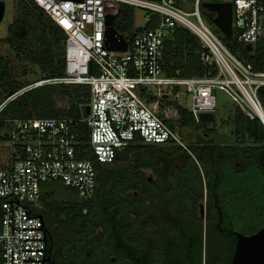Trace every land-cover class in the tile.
<instances>
[{
  "label": "built area",
  "instance_id": "1",
  "mask_svg": "<svg viewBox=\"0 0 264 264\" xmlns=\"http://www.w3.org/2000/svg\"><path fill=\"white\" fill-rule=\"evenodd\" d=\"M31 1L66 36L65 75L33 83L1 105L0 112L10 100L38 87L83 85L90 90V114L80 120L8 121L9 162L0 167L2 264H12V256L13 264H42L23 260H43L44 251L23 250H44V241L27 239H46L45 228L21 229L41 228L38 210L45 183L59 182L83 199L94 197L97 170L93 161L82 158L85 144L101 165L113 164L135 140L146 145H175L188 151L178 129L179 109L189 110L200 122L201 114L216 112V90L228 94L250 119H262L264 115L258 97L259 89L264 88V72L232 54L206 25L201 0L182 4L177 0ZM231 3L233 35L253 50L264 42V0ZM121 6L145 11L146 26L133 27L130 37L123 35L127 41L125 52L110 51L105 46L106 17L116 16ZM189 17H194L198 25ZM151 24L153 28H149ZM176 27L186 28L197 37L203 49L202 62L210 68L205 76L165 74L164 39ZM85 136L87 140L83 142ZM30 211L31 217L38 218L28 219ZM44 258L47 259V244Z\"/></svg>",
  "mask_w": 264,
  "mask_h": 264
},
{
  "label": "trees",
  "instance_id": "2",
  "mask_svg": "<svg viewBox=\"0 0 264 264\" xmlns=\"http://www.w3.org/2000/svg\"><path fill=\"white\" fill-rule=\"evenodd\" d=\"M13 1L23 13L24 19L9 26L8 41L28 43L27 57L45 72V77L37 81L63 77L66 39L64 32L31 0ZM177 1L180 4L195 2ZM201 2L225 3L234 0ZM203 14L232 54L245 63L252 64L257 71L264 72V42L249 51L238 41L235 33L232 38H226L213 25L210 17H215V14L208 15L204 10ZM134 21L135 10L121 6L115 16L114 27L120 35L127 34L130 37ZM153 27V24L149 25V28ZM16 28H25L28 36L18 38L15 35ZM202 52L197 37L188 29L176 27L169 30L164 39L163 50L165 74L182 78L205 76L210 68L202 62ZM212 75H216V71L212 70ZM25 88L27 87L20 85L13 76L9 59L0 55V106ZM60 97L67 99V108L57 107ZM258 97L264 110V88L259 89ZM89 105L90 90L83 85H46L29 90L10 100L0 112V130L6 129L5 134H0V142L9 140L7 121L59 118L80 120L86 117ZM179 113L178 129L183 140L185 141L182 129L189 127L196 133L195 141L187 146L188 151L175 145H146L140 140H135L118 154L113 164L101 165L85 144L86 151L82 158L93 161L97 170L95 195L92 199H83L76 191L66 187L72 193V199L60 203L48 189L50 183L59 182H47L42 186L38 216L42 218L49 238L48 264L73 263L75 256L85 257L86 249L94 253L106 252V263L113 264L110 257L117 256L119 243H135L133 247L136 254L143 258L145 264H152L153 249H145L136 243H147L155 238L167 241L162 258L169 264L177 260L184 264L185 254L188 260L186 264H231L237 240L230 233L221 234L218 231V215L214 209L216 205L221 210L228 206L223 202L222 194H227L229 208L231 207L230 202L236 192L238 177L241 200L247 202V199L251 200L253 195H256L255 192L264 193V170L260 165L264 155V125L258 118L250 119L245 116L238 108L230 119L233 125L230 133L233 134H220L215 126L209 127L207 122H197L189 110L180 108ZM201 129L205 132L203 135L199 133ZM81 130L87 135L84 127H81ZM205 134L208 135L207 138ZM86 137L83 142H86ZM119 163L129 166L118 169L109 167ZM237 163L241 165L240 168ZM149 169L157 178L156 185L150 188L155 191V196L140 199L135 194L141 193L142 186L147 185L145 170ZM147 202H150V205H147ZM198 202H202L209 210L202 220L196 212H191L190 226L199 224L201 230L195 232L189 227L190 243H187V249L185 243H180L178 252V244L175 241L164 236L161 231L154 233L158 225H168L169 215L151 214L148 211L152 208H166L172 203L179 208L194 209ZM241 205L244 206V203ZM247 209L250 210L247 206L241 208V219L248 216ZM249 213L251 214V210ZM232 218L231 210L228 214L223 213V219L229 220V231L236 230ZM203 223L206 226V238L220 239L222 243V248L215 249L208 248L207 244L205 257ZM99 231L101 233H98ZM253 232L255 231L250 234ZM88 261L92 262L91 259Z\"/></svg>",
  "mask_w": 264,
  "mask_h": 264
},
{
  "label": "rangeland",
  "instance_id": "3",
  "mask_svg": "<svg viewBox=\"0 0 264 264\" xmlns=\"http://www.w3.org/2000/svg\"><path fill=\"white\" fill-rule=\"evenodd\" d=\"M0 1H3L5 3V16L2 23L0 24V55L3 56L4 58L9 59L11 63V71L13 76L20 83V85L28 88L29 85L33 84L38 79L45 77L44 76L45 72H42L40 67L36 64H33L27 57L26 52L29 47L28 43L23 41L12 43V40L11 42L8 41L9 26L12 25L17 20H23L24 16L23 13L17 8V5L13 0H0ZM189 20L194 22L196 25H198V22L194 17H189ZM205 23L207 26L211 27L209 21L206 18H205ZM145 26H146V12L140 9H135V21L133 27L143 28ZM213 30L215 31V29ZM15 35L18 38L24 37L26 35L28 36L27 30L25 28H21V29L16 28ZM214 94L217 98V109L216 112L214 113L215 120L213 122H207V125L209 127L215 126L217 131L221 134L231 135L232 132L230 133V131L232 130L233 125L230 119L233 118L236 111L238 110V107L234 103V101L230 98V96L226 94L224 91L216 90ZM57 107L67 108L68 107L67 99H64L62 97L58 98ZM187 108L188 109L191 108L190 102H188ZM6 125H9L8 121ZM182 131L186 145L190 146V144H192L195 141L196 133H194L192 129L189 127L182 129ZM5 133H6V129L0 130V134H5ZM229 139L233 140L232 138ZM9 152H10V145L6 141L0 142V167L6 166L7 163L9 162ZM128 166H129L128 164L119 163L109 167L118 169V168H127ZM146 175L148 177H154V175L149 170L146 171ZM48 189L53 193L55 200L59 201L60 203L68 202L72 199L73 195L70 192V190L59 183H50L48 185ZM247 202H249V199H247ZM246 205L248 204H245L244 206L239 205V207H237L238 208L237 212H239V214H242L241 208H244ZM230 209L234 213V208L232 205ZM255 210L258 209L255 208ZM249 211L250 210L247 209L246 211L248 212L247 215H250ZM252 212H254L253 207H252L251 215ZM197 216L201 218V220L204 218L201 217L198 214V212H197ZM249 218L248 221L250 220ZM190 227L195 232H199L201 230V229L199 230V224H193ZM236 230L237 232L243 235H249L250 232H252L251 230L248 229V227H245L243 225L242 226L239 225V227L237 226ZM203 242H204L203 243L204 257H205V250L207 244H208V248L211 249L222 248V243L220 239H216L213 237L206 238L205 224L203 225Z\"/></svg>",
  "mask_w": 264,
  "mask_h": 264
},
{
  "label": "flooded vegetation",
  "instance_id": "4",
  "mask_svg": "<svg viewBox=\"0 0 264 264\" xmlns=\"http://www.w3.org/2000/svg\"><path fill=\"white\" fill-rule=\"evenodd\" d=\"M202 135L205 133L203 129L200 130V132ZM198 133V134H199ZM219 133V132H218ZM221 134V133H220ZM233 134V133H232ZM205 137L207 138L208 135L205 134ZM238 141H240V139H238ZM264 145V144H263ZM260 165L263 167L264 170V155H263V159H261L260 161ZM237 167L240 168L241 165L239 163H237ZM145 170V174H146ZM149 171H151V173L153 174L152 170L149 169ZM156 177H148L146 175V181H147V185H143L142 186V191L141 193H136L135 195H137L140 199L144 198L145 196H155V191H153L151 188V186H155L156 185ZM175 178H172V180ZM236 185H235V193L232 196V201L230 202V205L233 206L234 208V213L232 212V210L229 208V200L227 199L228 197L227 194H222L221 197H223V202L226 204V209L225 210H221L220 208L217 207L214 209L216 214L218 215V224H217V229L221 234L224 233H230L232 234L233 237L236 238L235 233H239L237 232V230L234 231H229L230 229L228 228V223L229 220H224L223 219V213L228 214V212L233 213V218L231 219L232 224L235 225V227L237 228V226L239 227V225H243L245 227H248L249 230L251 231H255L249 235H252L258 231H260L261 229L264 228V197H261L262 195H264V193H257L255 192L256 195H253L254 197L249 201L246 202L244 200H241L242 196L240 193V186H239V177L238 179H236ZM255 180V179H254ZM264 180V177H263ZM151 193V195L149 194ZM259 195V196H258ZM241 196V197H240ZM244 203L248 204L246 205L248 208H250V210L252 211V207L254 208V212H252V215H248L247 217L241 219L240 218V214L238 211V208L240 204ZM147 205H150V202H147ZM203 205L202 202H198L196 204V207L194 209L192 208H179L177 206H175V204H170L169 207H160V208H152L150 209L148 212H150L151 214H160V215H165L168 214L169 215V223L168 225H158V228L154 229V233H157L158 231H161V233H163L164 236H167L169 238H171L173 241H175L178 245H177V249L178 252H180V248L179 245L180 243H185V248L187 246V243H190V235H189V227L191 224V212H198V214L201 216V206ZM255 208H257L258 210H255ZM204 210H205V217L207 215L208 212V208L204 205ZM150 216V215H149ZM250 216V218H249ZM152 216H150L151 218ZM202 217V216H201ZM205 217L203 219H205ZM248 218L250 219L248 221ZM229 219V218H228ZM205 223V222H204ZM160 229V230H159ZM149 230V228H148ZM98 233H101V231H99ZM237 240V238H236ZM49 241V238H48ZM174 243V244H176ZM134 244L135 243H119L118 244V249H117V256L114 257H110V261L113 264H145L143 258L139 257L136 254V251L134 249ZM137 245H142V247H145V249H153V258H152V264H169L164 258H162V253H164L165 251V247L167 245V241L166 240H162L161 238H155V239H150L147 241V243H136ZM109 247H111V245H108ZM187 249V248H186ZM186 252V250H185ZM188 252V250H187ZM106 252L104 251H98V253H94L93 251L86 249L85 250V257L82 256H75L74 257V262L70 263V264H107L106 263ZM189 257V255L187 254V258ZM88 259H91L92 262H89ZM149 259V257H148ZM184 264H186L188 262V260H186V254L184 256ZM52 264H60L59 262H52ZM171 264H181L180 260L175 261L174 263Z\"/></svg>",
  "mask_w": 264,
  "mask_h": 264
},
{
  "label": "water",
  "instance_id": "5",
  "mask_svg": "<svg viewBox=\"0 0 264 264\" xmlns=\"http://www.w3.org/2000/svg\"><path fill=\"white\" fill-rule=\"evenodd\" d=\"M202 8L206 14L213 13L215 17H210L213 25L226 37L232 38L233 37V27H232V11L233 5L231 2L225 3H203ZM5 15V4L0 1V24L3 21ZM114 15H107L106 17V41L105 46L110 51H123L127 50V41L123 35H120L114 27ZM249 51L252 50V47L247 46ZM90 114V107H87V115ZM215 120L214 113H203L200 115V121L202 122H213ZM262 124L264 125V120L259 119ZM14 201V200H12ZM12 201H6L12 203ZM15 203L16 200H15ZM25 208V207H23ZM27 211V208H25ZM31 211L29 212V218H38V217H31ZM201 216L205 217V210L204 205L201 206ZM12 219V218H11ZM27 219V220H28ZM41 220V228L35 229H21V230H43L45 225L43 223L42 218ZM14 222V221H13ZM46 231V229H45ZM44 233V231H43ZM47 233V232H46ZM12 234H13V224H12ZM237 238L236 248L234 251L233 259L231 264H264V228L260 231L252 234V235H243L240 233H235ZM29 241H44L45 242V249L46 244H48V236L46 239H27ZM44 250H23V251H44ZM13 254V250H12ZM43 254V260H23V262H42L47 261L50 262V259H45ZM12 264H13V256H12Z\"/></svg>",
  "mask_w": 264,
  "mask_h": 264
},
{
  "label": "bare ground",
  "instance_id": "6",
  "mask_svg": "<svg viewBox=\"0 0 264 264\" xmlns=\"http://www.w3.org/2000/svg\"><path fill=\"white\" fill-rule=\"evenodd\" d=\"M261 117H262V119L264 120V115H263V114H261Z\"/></svg>",
  "mask_w": 264,
  "mask_h": 264
},
{
  "label": "crops",
  "instance_id": "7",
  "mask_svg": "<svg viewBox=\"0 0 264 264\" xmlns=\"http://www.w3.org/2000/svg\"><path fill=\"white\" fill-rule=\"evenodd\" d=\"M3 2V1H2ZM4 3V2H3ZM5 4V3H4ZM5 16V15H4ZM4 19V18H3Z\"/></svg>",
  "mask_w": 264,
  "mask_h": 264
}]
</instances>
